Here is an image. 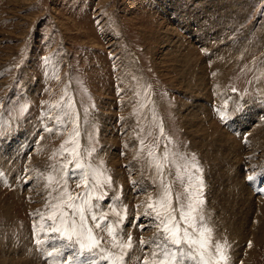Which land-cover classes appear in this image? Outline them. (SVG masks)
I'll return each mask as SVG.
<instances>
[{
	"label": "rangeland",
	"instance_id": "374dc122",
	"mask_svg": "<svg viewBox=\"0 0 264 264\" xmlns=\"http://www.w3.org/2000/svg\"><path fill=\"white\" fill-rule=\"evenodd\" d=\"M69 98L80 159L102 173L88 179L103 185L91 193L96 214H106L101 228L86 210L101 240L94 251L109 257L99 264L121 255L154 264L157 166L176 208L193 154L212 243L227 264H264V193L247 179L264 186V0H0V264H60L52 205L65 188L73 197L87 190L68 178L73 125L55 131ZM236 179L250 194L240 213L217 191Z\"/></svg>",
	"mask_w": 264,
	"mask_h": 264
},
{
	"label": "snow or ice",
	"instance_id": "6c2138e0",
	"mask_svg": "<svg viewBox=\"0 0 264 264\" xmlns=\"http://www.w3.org/2000/svg\"><path fill=\"white\" fill-rule=\"evenodd\" d=\"M55 107L62 106L56 105ZM72 108H74V105L71 98H69L66 108L62 107V115L57 121L59 126L55 131L66 129L69 123L73 125L74 131L70 136V141L74 143V147L67 149V151L71 158L75 160V163L68 178L78 181V186L84 184L87 190L85 193L73 197L65 188V191L56 197L57 200L63 201V203L52 205V214L48 217L50 223L47 227L51 233L58 234L56 239L60 243L58 245L54 244L53 249H59L56 251V256L60 258V264H99V260H108L109 257L98 255L94 251V249H99L101 240L95 237L92 228L88 226L87 220L89 217L86 215V210L91 212V219L96 222L95 226L101 228L100 221L104 219L106 214L102 212L99 216L96 214L91 203V193L103 185L98 179L94 184H88V179L90 173L94 177L102 175V173H99L91 164H84L80 159L79 143L72 140V137L79 136L78 114L67 111V109ZM221 118L225 119L227 117L222 113ZM45 131L52 133L54 129L45 126ZM160 132L163 135L162 127ZM66 143L68 142L66 141ZM61 147L63 149L64 146ZM152 155L153 153L150 151L149 156ZM169 155L166 150L164 158L167 159ZM60 168L62 172H65L67 164L61 165ZM157 169L161 176L162 191L158 199L148 206L152 210L151 219L160 231V234L153 241L148 242V247L153 249L154 264H227L224 249L219 244L212 243V230L204 220L202 213V205L204 204L202 199L203 181L199 176L194 177L190 171V169L200 171L198 164L195 163L194 154L185 169L187 183L184 187V193L176 196V208L173 207L171 183L163 180V167L157 166ZM77 172H79V175H77ZM48 179L52 180V177L50 176ZM179 179L181 182L184 181L183 176ZM247 179L253 181L256 177L248 176ZM103 183L110 185V177ZM105 195L106 193L101 192L96 199H102ZM64 197H67V199L65 200ZM177 212H179V219L176 216ZM145 215L149 214L146 212ZM43 227L44 225H41V228ZM113 236L115 239V233H113ZM36 243L39 245L42 241L37 239ZM141 244L143 245L145 242L141 240ZM121 248H131L130 238L129 242L122 245ZM70 249V254L65 256L64 252ZM104 251L103 249L100 250L101 253ZM85 253L88 256H85ZM47 256H53V251H49ZM81 257L85 258L82 260ZM111 264H125L123 255L111 261ZM144 264H148V261L145 260Z\"/></svg>",
	"mask_w": 264,
	"mask_h": 264
},
{
	"label": "bare ground",
	"instance_id": "6f19581e",
	"mask_svg": "<svg viewBox=\"0 0 264 264\" xmlns=\"http://www.w3.org/2000/svg\"><path fill=\"white\" fill-rule=\"evenodd\" d=\"M187 6V5H186ZM249 115V114H248ZM239 120V119H238ZM244 120H247L246 122L248 123V122H251L250 120H252L249 116H247V117H245L244 118ZM235 123V122H234ZM243 123V122H242ZM242 123H240V125H242L243 126V124ZM247 123H246V125H247ZM241 126V127H242ZM245 126V125H244ZM236 127V126H235ZM232 130H233V128H232ZM216 133V132H215ZM221 133H222V131H221ZM226 133L229 135L230 133L229 132H227L226 131ZM255 133V132H254ZM257 133V132H256ZM222 135V134H221ZM221 137V136H220ZM231 137V136H230ZM229 139H231V138H229ZM233 141H235V139L233 138L232 139ZM220 141V140H219ZM231 141V140H230ZM237 143V142H236ZM253 143V142H252ZM264 143V142H263ZM230 144V143H229ZM238 144V143H237ZM257 144L258 143H256V146H257ZM219 145V144H218ZM227 145V144H226ZM233 145V144H232ZM238 145H240V144H238ZM261 145H262V143H261ZM220 146V145H219ZM218 146V147H219ZM228 146V145H227ZM263 146H264V144H263ZM226 147V146H225ZM229 147V146H228ZM259 148V147H258ZM222 149H223V146H222ZM220 151V150H219ZM224 151H225V149H224ZM221 152H223L222 150H221ZM222 154V153H221ZM253 155V154H252ZM225 158V157H224ZM223 165H225V164H223ZM239 171V170H238ZM222 172V171H221ZM239 173H240V171H239ZM227 174V173H226ZM236 174H238V173H236ZM239 175V174H238ZM226 176V175H225ZM234 176V175H233ZM242 176V175H241ZM227 177V176H226ZM236 177V176H235ZM221 178V177H220ZM226 179L227 178H225V181H226ZM235 180V179H234ZM237 180H239V179H236V182H232L233 184H228L227 183V185L226 186H222L223 188H217V191H219L220 192V194L222 193L223 194V196H225V203H230L231 201L233 202V203H235L236 205H242L244 202H246L245 200L246 199H248L247 198V196L248 195H250V194H248L247 195V193H246V189L248 188V186H247V188H245L246 186H244L242 183H241V181L239 180V181H237ZM227 182V181H226ZM242 182H243V180H242ZM225 183V182H224ZM225 185V184H224ZM231 187H232V189H231ZM260 192H262V193H264V186L263 187H260L259 189H258ZM215 194V193H214ZM218 194V193H217ZM251 197V196H250ZM218 198H220V197H218ZM218 200V199H217ZM231 200V201H230ZM248 201H249V199H248ZM231 202V203H232ZM226 205V204H225ZM229 205V204H228ZM235 205V206H236ZM240 206L239 207H237L236 209H234L237 213H240V211L242 212L243 210H241L240 209ZM249 206H251V203H250V205ZM254 206V205H253ZM225 207V206H224ZM226 208H228V207H226ZM245 208V207H244ZM230 209H232V208H230ZM229 209V210H230ZM247 209V208H246ZM227 210V209H226ZM228 210V211H229ZM247 210H249V209H247ZM233 211V210H232ZM230 212H231V210H230ZM234 212V211H233ZM253 212V211H252ZM244 213H246V212H244ZM227 214V213H226ZM225 214V215H226ZM231 214H232V212H231ZM234 215V214H233ZM228 216V219H226V224H230L231 223V221L233 220V219H235V218H237L238 216ZM247 216H248V213L246 214ZM240 216H242V214L240 215ZM243 216H245V215H243ZM242 216V217H243ZM225 217H227V216H225ZM246 217V216H245ZM249 217V216H248ZM252 217H250V219H251ZM239 219V218H238ZM244 219H246V218H244ZM248 219V218H247ZM249 219V220H250ZM248 220V221H249ZM237 222V221H236ZM238 224V223H237ZM246 225V224H245ZM230 226H231V224H230ZM234 226V225H233ZM240 227V226H239ZM238 227V228H239ZM235 232V231H234ZM238 235V234H237Z\"/></svg>",
	"mask_w": 264,
	"mask_h": 264
}]
</instances>
